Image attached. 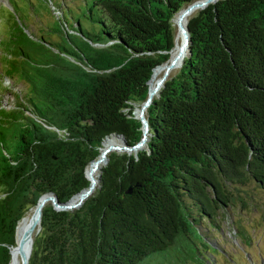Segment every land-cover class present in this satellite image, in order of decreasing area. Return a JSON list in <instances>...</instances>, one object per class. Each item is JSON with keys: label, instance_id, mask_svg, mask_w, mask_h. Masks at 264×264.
<instances>
[{"label": "trees", "instance_id": "16d2710c", "mask_svg": "<svg viewBox=\"0 0 264 264\" xmlns=\"http://www.w3.org/2000/svg\"><path fill=\"white\" fill-rule=\"evenodd\" d=\"M192 1L86 0L75 14L63 0L56 16L49 0L58 26L41 28L55 38L8 19L0 82L17 90L4 88L11 102L0 108V264L41 195L64 202L89 186L106 137L142 138L135 107ZM187 25L191 53L145 110L146 145L111 150L79 207L44 205L29 264H203L216 251L210 229L247 204L251 182L264 187V0H217Z\"/></svg>", "mask_w": 264, "mask_h": 264}, {"label": "rangeland", "instance_id": "374dc122", "mask_svg": "<svg viewBox=\"0 0 264 264\" xmlns=\"http://www.w3.org/2000/svg\"><path fill=\"white\" fill-rule=\"evenodd\" d=\"M33 2L29 7L27 2ZM51 5L54 14L60 16L61 8L65 4H58L63 0H53ZM71 5L75 14L83 12L86 0H64ZM89 1V0H88ZM49 0H0V40L6 32V27L11 20L16 18L18 22L23 21L28 28L37 36L41 34L46 37L55 38L56 33L50 29L41 28V22L44 21L49 26L57 27L58 23L51 13ZM58 3V4H56ZM191 12L189 15L193 14ZM188 15V17H189ZM180 15L176 18L178 22ZM187 17V18H188ZM21 21H19L20 19ZM176 24V23H175ZM179 30V28H178ZM1 47V45H0ZM187 45L185 44V34L182 39V50L177 55V64L173 71L181 67ZM0 48V57L3 56ZM2 66L0 65V79L3 77ZM161 72V71H158ZM4 82H0V108L9 105L11 102L10 95L5 91L6 88L15 89L10 86V80L4 76ZM5 88V89H4ZM7 92V93H6ZM143 105H137V115H140V109ZM135 110V109H134ZM115 135V134H113ZM146 145V143H145ZM144 145V146H145ZM133 149L131 151H135ZM247 193L240 192L247 200V204L238 203L237 206L231 207L229 215L221 219V227L213 226L210 229V241L216 247V251L206 252L208 260L203 264H264V187L258 186L251 182L245 187ZM0 191V195H1ZM31 207L27 212H29ZM243 226L244 234L238 231L239 226ZM18 264H21V259Z\"/></svg>", "mask_w": 264, "mask_h": 264}, {"label": "water", "instance_id": "95a60500", "mask_svg": "<svg viewBox=\"0 0 264 264\" xmlns=\"http://www.w3.org/2000/svg\"><path fill=\"white\" fill-rule=\"evenodd\" d=\"M216 1L217 0H194L191 3H188L187 5H185L182 9H180L177 12L176 16L178 15V13L182 16V15H185L187 13H191L193 11H197L198 9H202V8L206 7L208 4L214 3ZM176 16L174 18V22L175 23H176ZM183 31L185 32V44L187 45V50H188L187 55H189L191 53V50H190V42H191V40H190V31H189L188 25H187L186 28H183ZM174 61L175 60H173L171 62V64L167 67V69H166V71L164 73V76L162 77V79L160 80V82L163 81V80H165V79H167L168 73H169L171 67L174 64ZM183 62H182V64H183ZM163 64H160L157 67H159V66H161ZM152 99H153V97H151L150 92H149L148 97L142 103V104H144V107L146 105L149 106L150 103L152 102ZM144 107L142 108L141 114L140 115H136L137 117L141 118V120L143 122V131L144 132H143L142 138L137 143H135L133 145H130L124 139V141H123L122 144H109L108 146H103L101 148V152H100L99 155H101V154L106 155V159H107L106 162L109 160L108 153L111 150L128 151V152H130L133 149H140V148H143L144 147L145 143L148 140L149 132H150L149 131L150 124H149V120H148V118L146 116V112L144 110ZM95 160L96 159H93L89 164H92ZM86 174H87V172H86ZM87 177H88V175H87ZM100 181H101V170H100V173H99V179H98V182H97V185L96 186H98L100 184ZM96 186H95V188H96ZM91 187H92V182H90L89 186L83 188L79 193H77L76 195H74L70 200L64 201V202L63 201H60L59 198H58V196H57V194L54 193V192H47V193H44L43 195H41V197L39 198V201L36 204V206H37V208L39 210V213H38L39 226L37 228V231L39 230V228L41 226V218H42L43 207H44V205L46 203L51 202L52 205H53V207L55 209H58V210H61V209H72V208L79 207L80 205H82V203L84 202V200L94 191V190L93 191L91 190ZM131 191L132 190H131V186H130L127 189V192H131ZM80 194H84L85 195V198L83 200L79 201L77 204H73L72 203L73 198L75 196H77V195H80ZM34 229H35V222L32 223L29 226V228L27 229L25 235L31 237L32 233L35 231ZM33 240H34V237H33ZM33 240H32V242L30 244V249H29V252L28 253H27V251L23 247V240L21 241L20 246H19V251H20V255H21V264H29V258H30V255H31V252H32V248H33ZM17 244H18V242L16 243L15 246H13L11 248V252H12V249L14 247L18 246Z\"/></svg>", "mask_w": 264, "mask_h": 264}, {"label": "bare ground", "instance_id": "6f19581e", "mask_svg": "<svg viewBox=\"0 0 264 264\" xmlns=\"http://www.w3.org/2000/svg\"><path fill=\"white\" fill-rule=\"evenodd\" d=\"M189 14L190 13H187V14L182 15V16L180 15V17L178 19L177 23L179 25V30H178L177 35H176L175 47L173 48V50L171 52V55L169 58V63L166 66V68L162 72L157 71L155 73V80L153 83V88L150 91L151 97L155 96L156 92L159 90L162 83L165 81V80H163L160 82V80L164 76V73H165L167 67L171 64V62L173 60H175L173 66L171 67V69L168 73V76H169L173 72L175 65L177 64V55L182 50V39L184 37L183 28L185 27V23L187 21V17ZM143 107H144V104L140 109V114H141ZM147 107H148V105H146L144 107V110H146ZM123 141H124V138L121 139L120 137L112 134V135H109L108 137L105 138L103 146H108L109 144H122ZM106 160H107L106 155L101 154L96 158V160L92 164H89L87 167L86 172H87L89 179L92 182V187H91L92 191L94 190L95 186L97 185L100 170H101L102 166L106 163ZM84 198H85L84 194L77 195L73 198L72 203L77 204L79 201L83 200ZM38 213H39V210H38L37 206H34V208H32L29 212H27L19 221L18 226H17V232H16L17 233V239L16 240L18 242V244H17L18 246H16L14 248V254H13L12 261L10 264H18L20 262L21 255H20V251H19V246H20V243L22 240H23L24 249L27 251V253L29 252L30 244H31L33 237H34V234L37 231V228L39 226ZM34 222H35V229H34L35 231L32 233L31 237L25 235L29 226Z\"/></svg>", "mask_w": 264, "mask_h": 264}]
</instances>
